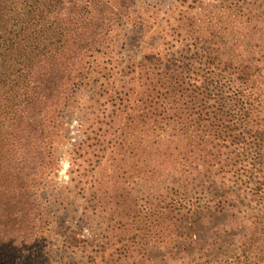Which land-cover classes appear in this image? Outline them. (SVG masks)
Listing matches in <instances>:
<instances>
[{
	"label": "rangeland",
	"instance_id": "rangeland-1",
	"mask_svg": "<svg viewBox=\"0 0 264 264\" xmlns=\"http://www.w3.org/2000/svg\"><path fill=\"white\" fill-rule=\"evenodd\" d=\"M199 6L136 0L122 9L115 42L92 58L88 83L71 93L48 137L40 177L17 197L18 212L0 214V264H264V214H198L203 202L184 181L192 158L174 150L175 113L157 121L149 100L134 103L144 78L161 73L138 61L166 53L179 24L195 35L188 17ZM119 80L133 95L120 109Z\"/></svg>",
	"mask_w": 264,
	"mask_h": 264
},
{
	"label": "trees",
	"instance_id": "trees-1",
	"mask_svg": "<svg viewBox=\"0 0 264 264\" xmlns=\"http://www.w3.org/2000/svg\"><path fill=\"white\" fill-rule=\"evenodd\" d=\"M135 3L0 0V214L19 211L16 199L40 177L71 93L88 83L92 58L115 42L122 9ZM199 8L188 17L195 35L179 24L170 50L138 61L161 73L144 78L134 103L149 100L157 121L175 113L174 150L192 158L184 181L203 202L198 214H264V0H200ZM119 81L120 109L133 95Z\"/></svg>",
	"mask_w": 264,
	"mask_h": 264
}]
</instances>
